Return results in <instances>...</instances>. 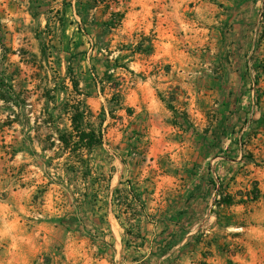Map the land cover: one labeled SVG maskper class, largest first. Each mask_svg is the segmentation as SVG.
<instances>
[{
  "label": "rangeland",
  "instance_id": "rangeland-1",
  "mask_svg": "<svg viewBox=\"0 0 264 264\" xmlns=\"http://www.w3.org/2000/svg\"><path fill=\"white\" fill-rule=\"evenodd\" d=\"M262 1L99 0L96 7L84 0L90 36L84 91L74 87L78 81L60 52L64 0H28L19 20L0 21L8 27L0 34V89L14 90L12 101H0L5 264H17L21 238L31 247L24 264H132L149 247L139 229L144 220L136 203L115 191L126 188L125 180L119 187L110 179L162 120L179 125L184 140L195 143L194 155L209 173L207 210L196 220L200 245L141 264L264 259ZM14 31L21 35L13 37ZM80 99L91 112L87 122L102 133L86 161L51 143L68 129L62 105ZM8 114L17 119L7 122ZM162 162H155L159 170ZM252 187L259 190L256 200L247 197ZM219 189L236 198L230 207L215 205ZM160 220L155 214L149 221ZM160 238L155 251L171 252ZM193 250L196 257L187 260Z\"/></svg>",
  "mask_w": 264,
  "mask_h": 264
},
{
  "label": "crops",
  "instance_id": "crops-1",
  "mask_svg": "<svg viewBox=\"0 0 264 264\" xmlns=\"http://www.w3.org/2000/svg\"><path fill=\"white\" fill-rule=\"evenodd\" d=\"M91 1L96 7L98 6L99 0ZM27 3L28 0H0V21L9 22L13 17L19 20V16L26 13L24 9H27ZM64 9L68 13L60 19V52L64 54L68 75L75 76L78 81L74 83L75 88L80 87L84 91V64H88L87 47L90 44V36L84 33V0H64ZM0 29L1 34L8 30V27L0 25ZM19 35L21 34L16 31L12 34L13 37ZM93 85L98 86L94 74ZM161 124L157 128L153 126L149 128L144 142H136L133 151L128 155V162L123 164V169L116 168L110 179V181L115 180L119 187L125 180L126 188H116L115 191L124 193L123 197L129 204L136 203L139 208L136 211H140L141 214L138 213L136 216L144 220L139 222V229L143 246L148 244L149 247L140 250L132 258V264L153 261L154 258L161 260L165 256L169 257L174 249L201 244L195 234V228L200 213L207 210V202L204 200L207 192L209 193L210 184H206V174L209 173H203V167L194 155L195 143L184 140V130L175 123L169 124L162 120ZM117 147L119 150L122 149L120 146L115 148ZM93 150L94 147L91 151ZM159 152L162 153L161 157L157 156ZM187 153H191V156ZM157 158L163 160L160 170L155 164ZM113 163H117L116 159ZM212 163L213 160L209 162V167ZM206 170L212 171L211 168ZM129 196L136 202H130ZM223 206L231 205H221ZM155 214L161 216V220L150 222ZM158 236L164 244L171 247V252L155 251L152 245L155 243L154 238ZM36 243L37 241L33 243L34 247ZM26 247H29L27 252L31 254V247L25 244V238H21L18 242L19 249L16 251L17 264H24L23 254L26 252ZM195 257V250L186 255L187 260ZM204 259L206 260V257ZM6 260L0 258V264H5ZM254 264H264V259L256 258Z\"/></svg>",
  "mask_w": 264,
  "mask_h": 264
},
{
  "label": "trees",
  "instance_id": "trees-1",
  "mask_svg": "<svg viewBox=\"0 0 264 264\" xmlns=\"http://www.w3.org/2000/svg\"><path fill=\"white\" fill-rule=\"evenodd\" d=\"M104 1V0H102ZM261 24L263 25L264 31V0L262 1V10H261ZM257 65H253V69L257 72H260L257 68ZM75 87V85H74ZM14 90L11 86H6V91L0 89V101L8 102L13 100ZM63 113L67 116L68 120V129L58 132L56 139L51 142L52 145H58L59 150L62 152H68L70 158H75L79 161L88 160V155L92 148L102 141V133L99 130H96L89 122L87 118L91 115L90 109L86 104H83L82 100L73 101L71 104L65 102L62 105ZM14 115L13 118L10 117V114L7 115V122H14L17 117ZM52 119V117L50 116ZM84 122V126H83ZM259 190L257 187H252L248 196L249 199L256 200L259 196ZM235 197L227 192H222L218 190V194L214 199L215 205H231L235 201Z\"/></svg>",
  "mask_w": 264,
  "mask_h": 264
}]
</instances>
